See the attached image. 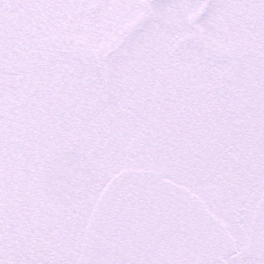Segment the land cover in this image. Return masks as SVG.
<instances>
[{
  "label": "snow or ice",
  "instance_id": "snow-or-ice-1",
  "mask_svg": "<svg viewBox=\"0 0 264 264\" xmlns=\"http://www.w3.org/2000/svg\"><path fill=\"white\" fill-rule=\"evenodd\" d=\"M0 264H264V0H0Z\"/></svg>",
  "mask_w": 264,
  "mask_h": 264
}]
</instances>
